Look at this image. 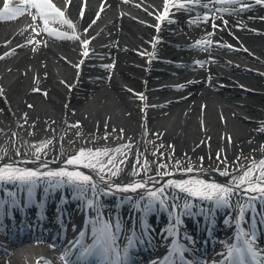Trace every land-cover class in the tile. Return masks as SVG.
Wrapping results in <instances>:
<instances>
[{
    "label": "bare ground",
    "instance_id": "obj_1",
    "mask_svg": "<svg viewBox=\"0 0 264 264\" xmlns=\"http://www.w3.org/2000/svg\"><path fill=\"white\" fill-rule=\"evenodd\" d=\"M98 1L97 11L86 9L81 19L75 20V15L81 12L77 9V0H54L61 3L59 9L64 18L78 31L77 34L70 33L69 37L77 39L50 36L43 31L44 25L40 21L29 20L24 14L14 19L12 25V22H0V106L15 117L13 125L2 119L0 123L5 132L20 127L27 141L40 144V148L54 154L50 158H43V153L38 152L0 159V168L13 165L41 172L68 170L89 175L97 185L95 192L89 190L82 196L92 197L90 212L96 214L95 218L99 215L120 226L135 227L133 222L142 220L141 213L149 205L150 199L144 198L150 192L164 188L162 198L165 203L154 202L151 211H143L144 223L162 221L166 228V216L156 208L167 205L177 209L175 221L181 228L192 230L191 223L195 222L196 232H201L197 222L208 219L209 214H202L199 206H193L202 200L169 186L168 182L205 180L232 187L249 168L255 173L254 179L259 175V162L264 160V26L261 25L264 4L249 0L247 6H240L200 0L208 3L209 8L179 9L171 4L187 0H169L168 15L164 20H158L157 17L164 13L165 0ZM2 4L3 0H0V8ZM116 7L119 11L136 10L147 20L130 15L114 17L112 11ZM222 8L228 11H220ZM206 15L209 19L205 22ZM90 38L95 43H87L85 48L84 42ZM181 38L185 41L178 40ZM205 41H211V44L202 43ZM85 51L87 56L83 55ZM169 76L173 77L172 81H167ZM27 80H31V90L29 84L26 85ZM24 101L33 104L30 112L40 122L31 129L24 121L25 109L20 108ZM38 132L45 133L46 137ZM140 134L141 140L143 134L149 139L155 137L153 147L145 155L149 162L152 163V157L156 156L158 164H163L162 149L158 146L155 152V144L170 140L179 146L173 147L174 150L182 151L190 160L200 161L203 167L168 175L161 173V177L134 174L141 170L140 159H146L142 141L138 137L133 142L129 139ZM109 135H114L112 140L120 137L126 140L113 142L107 138L101 141ZM70 140H77L75 143L85 152L107 150V156L99 157L101 161L114 157L115 163L127 160L129 165L117 176L98 171L99 165L97 169L83 164L69 165L67 161L78 154L54 151L56 145L73 144H67ZM238 156L240 160L236 161ZM248 160L249 163L244 165ZM133 184L143 187L135 191L119 190ZM40 185L45 186L36 188ZM0 186L8 196L10 188L14 191L21 185ZM37 186L35 192L50 187L48 195L53 200L56 187L46 181ZM69 187L64 186L70 204L69 198L73 197H69L72 193ZM103 188L128 195H105ZM33 190L31 195L35 194ZM74 197L78 199L81 195ZM28 200L24 198L26 205L23 207L19 203L13 204L10 222L5 219L9 233L33 226L34 222L28 220L33 209ZM262 202L257 203L263 206ZM186 204L187 208L184 207ZM231 204L218 216H210L217 227L209 225L205 231L225 234L229 229L224 224V214L229 213L230 217L235 214L240 218V206H246L247 196L238 191L232 196ZM206 205L208 209L214 208L211 212L222 208L213 203ZM171 212L173 214V210ZM115 213L116 217L113 216ZM42 217L47 218L46 215ZM189 231L179 234L175 241L189 239ZM164 232L161 237L167 240L169 236ZM44 239L36 234L18 236L10 244L0 242V264H45V260L50 264H61L64 247L58 241ZM222 242H217L218 250L222 248ZM207 245V255L213 254L215 247ZM255 247L259 249V245L255 244Z\"/></svg>",
    "mask_w": 264,
    "mask_h": 264
},
{
    "label": "snow or ice",
    "instance_id": "obj_2",
    "mask_svg": "<svg viewBox=\"0 0 264 264\" xmlns=\"http://www.w3.org/2000/svg\"><path fill=\"white\" fill-rule=\"evenodd\" d=\"M70 2V0H69ZM249 0H209V3L215 4H226V5H240L247 6ZM256 4H264V0H255ZM168 5L169 0H165L164 13L157 17L158 20H164L168 15ZM172 7L179 9H188L193 6H200L203 8H209L208 3H201L200 0H187V2L171 4ZM35 10L32 13L31 10ZM220 11L227 12V8L219 9ZM212 11V9H210ZM28 13L33 15V19L39 17L44 25L43 31L48 35L55 38L63 39H77L78 37H69L66 33H60L58 30L48 27L50 23L52 24H68L70 27L71 22L64 18V13L56 8V6L51 2V0H24L23 3H17V0H3L2 8H0V22L10 21L18 18L19 16ZM229 15L232 13L229 12ZM209 19L206 15L204 17L205 22ZM169 23L172 21L169 20ZM215 26V25H214ZM208 45L211 41H205ZM199 46V45H198ZM84 47L87 48V42H84ZM84 56L88 55V52L83 53ZM203 66L202 62H197ZM111 67V66H109ZM141 99H145L141 96ZM47 145H45L46 147ZM39 152L40 149H37ZM107 150L103 153L97 151L95 153L85 152L81 150L79 154L67 161L69 165H81L84 167H89L97 169L98 171L104 172L105 169L108 170L112 175H116V172L112 171V168L116 167L114 162V157H109L107 161L99 160L101 156H107ZM219 158V157H218ZM39 159V156H37ZM203 158H201L202 160ZM123 163V161H121ZM109 165L112 168L108 167ZM259 175L254 179L255 173L252 168H249L241 176L238 182L234 183V186H221L215 183H205L202 180H189L184 182H168L169 186L179 189L190 197L199 198L201 200L209 201L213 203L216 207H231L232 196L236 195L238 191H242L245 196H247V204L240 206V214L243 216L245 212H250L255 209V204L258 201H264V160L259 162ZM46 167V165H45ZM256 167V165H253ZM118 171V169H117ZM187 171H192V169H187ZM134 174H139L134 173ZM101 179H104L102 176ZM47 182L49 185L54 187H63L65 185L71 186L75 191L81 194L91 190L95 192L97 185L92 180L89 175H85L80 171H47L41 172L39 170L32 169H22L15 167L13 165H6L0 168V184H20L28 186L29 196H31V191L40 182ZM143 187L141 184H133L124 186L119 190L122 191H135L137 188ZM248 193H256L257 195L249 196ZM105 195L108 193L105 192ZM10 195H12L10 193ZM150 201L146 211L152 210V204L154 202H159L160 204L165 203L164 188L157 190L156 192L149 193ZM89 206L92 205V201H89ZM185 208L188 207L186 204ZM253 219H255L253 217ZM93 223L91 228V235L93 238V243L91 245L85 246L82 243V238L86 235L85 232H81V239L70 242L68 249L64 250L65 264H129L130 257L128 250L125 249L124 255L121 256L120 251L116 246V236L113 231V223L102 219L99 215ZM238 231L236 237H234L236 243L230 245L225 253H222L223 264H264V251L259 250L255 247V227L248 232H243L239 229L240 221L237 220ZM116 227H119L117 224ZM131 243V242H129ZM187 249H177L176 255L179 256L181 264H188V261L184 259L183 253ZM74 257V258H73ZM39 264V262H38ZM45 264H50V261L45 260ZM164 264H170L166 259ZM171 264H175L172 261Z\"/></svg>",
    "mask_w": 264,
    "mask_h": 264
},
{
    "label": "rangeland",
    "instance_id": "obj_3",
    "mask_svg": "<svg viewBox=\"0 0 264 264\" xmlns=\"http://www.w3.org/2000/svg\"><path fill=\"white\" fill-rule=\"evenodd\" d=\"M262 23H264V20L262 21ZM60 33H62V32H60ZM74 33H77V31L74 30ZM178 40L181 41L182 39H178ZM171 78L172 77H170L169 79H171ZM30 81L31 80H27L26 85H28L30 83ZM29 86H30L29 90H31L32 87L30 84H29ZM20 105H21V103H20ZM31 106H33V104L31 102L24 101L20 107L22 109H25L23 117L26 119L24 121L26 122V124L28 125V127L30 129H31V127H36L40 124V122H37L36 119L33 118V114L30 112ZM34 111H35V109H34ZM20 112H21V109L19 110V112L17 114H19ZM0 115H1L0 119H2L3 122L8 123L9 125L14 124L15 117H13L12 113H8V111L6 110L5 107L0 106ZM0 124H2V123H0ZM38 133H40V135L42 134L43 137H46L45 133H42V132H38ZM0 135H2V137H1L2 144H0V147H1L0 148V159L6 160V159H11V158H16L17 156H21V155H24L26 153L38 154L37 149H40L39 153H43L44 156H53L54 155L53 153H49V151L47 149L40 148V146H41L40 144L30 143L31 141H27V139H25V136L23 135L22 129L20 127H17L14 131L5 132V130L3 128V124H2L0 126ZM113 136L114 135H109L108 137H103V138H101V141L104 142V140H107V138H109L113 142L122 141L121 139H123L122 137H120V139H118V140H112L111 137H113ZM131 138H133V141L136 139V137H131ZM97 141L100 142L99 140H97ZM70 143L71 142H68L67 144H70ZM154 143H155V137L154 136H153V138H150V139L148 138V136L143 139L142 151H143L144 156L149 153V151L153 147ZM158 146L161 147L162 154L164 156L163 164L162 165L158 164L159 158L156 156L152 157V163L149 162L145 156L146 161L140 159L141 170L138 171V173H142L143 175L160 174V172H170V171H175V170L177 171V170L183 169V168H191V167H195V168L201 167L202 168L203 167V164L200 161L190 160L189 156H185L184 153H182V151L177 152L176 150H174L173 147H175V148L179 147V146H177V143H175V142H172L169 140L165 143H161L158 145L155 144V152H157ZM129 149H126V152H128ZM61 150H64L65 152H67L68 154H71V155H77L81 151L79 146L70 144V145H63V146L56 145L54 152H58ZM168 154L170 156H168ZM127 155L128 154H126V156ZM214 160L217 161V158L214 157ZM235 160L239 161L240 157L239 156L236 157ZM249 160L246 161V164H244V165H247L249 163ZM168 162H169V164L170 163H172V164L166 165ZM115 164H116L115 168H112V166H108V167L112 168V171L116 172V174H117L121 170V167H123L124 163H121V161H120V163L118 162ZM117 169H118V171H117ZM105 172L110 173V172H108L107 169H105Z\"/></svg>",
    "mask_w": 264,
    "mask_h": 264
}]
</instances>
